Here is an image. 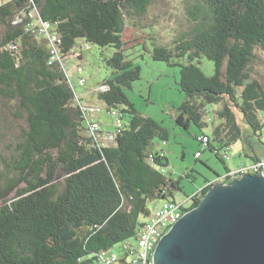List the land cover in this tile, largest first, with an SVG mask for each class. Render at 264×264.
Segmentation results:
<instances>
[{
    "label": "trees",
    "instance_id": "1",
    "mask_svg": "<svg viewBox=\"0 0 264 264\" xmlns=\"http://www.w3.org/2000/svg\"><path fill=\"white\" fill-rule=\"evenodd\" d=\"M194 1L190 31L172 46L153 43L149 51L154 60L180 68L179 86L187 99L177 124L202 127L207 107L221 105L215 139L229 150L245 138L234 108L255 136L264 129V85L252 75L256 51L264 52V0ZM151 3L10 0L0 5V108L20 122L16 155L6 170L0 159V264H100L101 254L117 245L125 262L124 246L137 242L150 204L175 199L181 190L180 180L162 169L169 166L167 156L151 148L156 135L167 139V129L141 115L123 90L140 79L141 69L125 55L122 34L127 25L144 27ZM41 21L62 40V60L52 65L49 34L38 33ZM78 40L113 49L105 59L113 78L101 85L109 89L96 91L109 111L119 109L130 119L110 146L92 136L85 102L76 99L64 66ZM203 57L214 62L212 76L200 67ZM203 136L211 146V138ZM212 149L226 162L220 149ZM209 190L194 197L186 211L198 207Z\"/></svg>",
    "mask_w": 264,
    "mask_h": 264
},
{
    "label": "rangeland",
    "instance_id": "2",
    "mask_svg": "<svg viewBox=\"0 0 264 264\" xmlns=\"http://www.w3.org/2000/svg\"><path fill=\"white\" fill-rule=\"evenodd\" d=\"M10 0H0V5ZM194 0H152L147 16L142 20L143 28H135L130 25L125 27L122 34L125 55L141 69L139 80L132 83L131 87L123 90L136 110L144 117H151L159 125L168 131L166 140L159 135L153 138L151 148L162 151L168 158L169 166L162 168L164 173L175 180H180L181 190L175 192L176 201L185 202L190 207L193 200L187 201L194 195L201 193L207 181L216 180L227 172V167L238 168L243 162L249 163L244 155L243 142L238 141L227 152V161H221L216 154V149L223 153L221 143L215 139V125L221 122L218 111L221 105H209L208 114L204 115V125L198 127L192 124L185 129L176 122L179 108L186 101L187 95L180 90V68L172 66L166 61L154 60L150 51L153 43L159 46H172L182 33L189 32L192 19L188 14ZM149 25V26H148ZM2 34L0 33V39ZM80 57H78L79 55ZM113 54L109 47H99L78 40L77 45L64 60V66L70 74V81L79 98L86 106L95 107L90 113L101 124V130L105 133H114L116 125L109 107L99 97L96 91L101 85L113 78V70L110 69L105 59ZM257 59L253 64V77L264 85V52L256 51ZM82 67V74L76 72L77 67ZM200 67L207 76L215 73L214 62L206 57L200 60ZM85 78L84 86L79 84V78ZM123 108V107H121ZM238 120L244 131L251 133V138L256 140L264 148V129L255 136L252 130L243 123L241 113L235 109ZM264 122V113L261 114ZM130 119L128 113H124V123ZM20 122L14 120L11 114L2 106L0 108V159L6 165L11 163V158L16 155L20 133ZM208 135L211 138V146L204 148L199 137ZM107 146L113 145L112 140L105 142ZM202 153L201 158L196 153ZM222 158V154H221ZM223 159V158H222ZM61 178L58 177V181ZM164 200L152 202V209L163 203ZM121 255L117 245L114 249Z\"/></svg>",
    "mask_w": 264,
    "mask_h": 264
},
{
    "label": "water",
    "instance_id": "3",
    "mask_svg": "<svg viewBox=\"0 0 264 264\" xmlns=\"http://www.w3.org/2000/svg\"><path fill=\"white\" fill-rule=\"evenodd\" d=\"M154 258L155 264H264V177L211 189L158 243Z\"/></svg>",
    "mask_w": 264,
    "mask_h": 264
},
{
    "label": "built area",
    "instance_id": "4",
    "mask_svg": "<svg viewBox=\"0 0 264 264\" xmlns=\"http://www.w3.org/2000/svg\"><path fill=\"white\" fill-rule=\"evenodd\" d=\"M34 14H30L33 17ZM21 20V19H19ZM38 26V33L40 35L49 34L47 37L51 42V58L50 64H54L56 61L62 60V55L59 51V46L62 43L61 38L55 33H49L50 24L48 22H42ZM76 72L82 74L83 68L77 67ZM70 77V74H69ZM79 84L84 86L85 78H79ZM73 87V85H72ZM75 89V88H74ZM108 86H100L98 90H108ZM76 90V89H75ZM97 90V89H96ZM80 95L76 96V99L81 103ZM82 104V103H81ZM83 109L88 113V126L92 136L97 137L100 142L105 144L107 140H112L114 142L116 132H119L124 127V114L119 109H111L110 113L114 118V123L116 125V131L114 133H105L100 131L101 124L93 117L90 113L95 110V108L86 106L82 104ZM200 141L204 144L206 149L209 142L206 136L199 137ZM227 152H223V158L227 161ZM196 157H201V153H197ZM246 175L263 176L264 177V159H259L253 161L250 164H243L238 168H230L228 172L222 177L216 180L208 182L204 188L209 187L210 190L218 185H229L232 182L244 178ZM203 188V189H204ZM202 189V190H203ZM209 190V191H210ZM208 191V192H209ZM207 192V193H208ZM191 200L189 198L187 201ZM187 207L185 202H178L176 199H168L163 201L159 206L153 208L150 216L147 218L144 226L142 227L137 242L135 245H125L123 251L127 254L124 262V258L118 255L114 251H106L101 254L100 264H153L152 256L156 251L158 243L174 228V226L190 211H186Z\"/></svg>",
    "mask_w": 264,
    "mask_h": 264
},
{
    "label": "crops",
    "instance_id": "5",
    "mask_svg": "<svg viewBox=\"0 0 264 264\" xmlns=\"http://www.w3.org/2000/svg\"><path fill=\"white\" fill-rule=\"evenodd\" d=\"M77 55H79V54H77ZM93 108H95V107H93ZM95 110H96V108H95ZM244 125L247 126L246 124H244ZM244 133H245V138H244V140H242V142H243V149H242V151H243L244 155L246 156L247 160H249V163L243 162L242 164H250L253 161H255V159H257V158L258 159H264V148H262L256 140H254V139L251 138V136H250L251 133L249 135L248 130L247 131H244Z\"/></svg>",
    "mask_w": 264,
    "mask_h": 264
},
{
    "label": "flooded vegetation",
    "instance_id": "6",
    "mask_svg": "<svg viewBox=\"0 0 264 264\" xmlns=\"http://www.w3.org/2000/svg\"><path fill=\"white\" fill-rule=\"evenodd\" d=\"M251 136V135H250ZM211 181H213V180H211ZM210 182V181H209ZM204 188V187H203ZM202 188V189H203ZM202 191V190H201ZM198 196H200V193H198V194H196V195H194L193 197H191V200H193V198L194 197H198ZM194 204V201L192 202V204L190 205V207L192 206ZM155 253L153 254V256H152V260H153V264H155Z\"/></svg>",
    "mask_w": 264,
    "mask_h": 264
}]
</instances>
